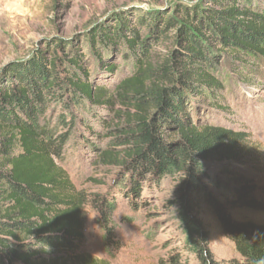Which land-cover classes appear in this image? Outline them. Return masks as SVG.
Masks as SVG:
<instances>
[{"label":"trees","instance_id":"obj_1","mask_svg":"<svg viewBox=\"0 0 264 264\" xmlns=\"http://www.w3.org/2000/svg\"><path fill=\"white\" fill-rule=\"evenodd\" d=\"M263 65L264 0H199L117 14L89 34L86 50L54 40L1 69L0 264H109L85 251L87 209L112 257L119 197L145 194L146 208L171 183L177 191L161 209L174 212L183 248L161 264H264V223L231 213L264 215L251 175L232 166L246 163L252 136L222 121L234 117L230 84L251 83ZM78 149L116 176L108 193L79 189L62 166ZM203 206L237 257L214 255Z\"/></svg>","mask_w":264,"mask_h":264},{"label":"rangeland","instance_id":"obj_2","mask_svg":"<svg viewBox=\"0 0 264 264\" xmlns=\"http://www.w3.org/2000/svg\"><path fill=\"white\" fill-rule=\"evenodd\" d=\"M199 0H0V70L12 62H28L36 51L51 45L54 40H69L87 49L89 34L107 24L117 14L133 19L139 11H172L175 5L196 3ZM167 45L160 46L165 51ZM120 56L118 63H124ZM260 77L250 76L251 83L232 82L228 102L234 110L233 120H223L233 129L247 130L252 136L251 153L246 163L232 166L251 175L257 195L264 198V65ZM221 117V116H220ZM220 119V120H221ZM95 154L87 149L71 151L63 167L79 189L88 193H108L116 176L109 175L94 162ZM220 176L221 165L210 164ZM221 178V177H219ZM177 191L175 183L168 184L163 194H152L148 207L142 208L145 194L137 203L129 199L116 202L115 237L121 249L110 257L105 248L103 232L97 224L98 215L88 208L86 215L85 251L94 259L109 264H161L171 252L182 251V236L174 212L161 205ZM220 198L223 192L213 189ZM137 210H135V208ZM152 212H155L152 214ZM236 221L264 223V215L247 209L231 211ZM133 219L129 222L126 218ZM200 218L210 234V247L218 259L237 257L234 247L223 234L221 225L208 206L200 209Z\"/></svg>","mask_w":264,"mask_h":264}]
</instances>
